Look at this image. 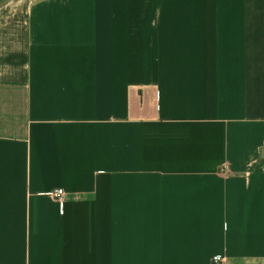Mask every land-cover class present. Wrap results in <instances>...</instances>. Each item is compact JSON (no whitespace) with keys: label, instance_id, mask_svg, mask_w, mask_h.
Returning <instances> with one entry per match:
<instances>
[{"label":"crops","instance_id":"0c3cea01","mask_svg":"<svg viewBox=\"0 0 264 264\" xmlns=\"http://www.w3.org/2000/svg\"><path fill=\"white\" fill-rule=\"evenodd\" d=\"M215 255L264 264V0H0V264Z\"/></svg>","mask_w":264,"mask_h":264},{"label":"built area","instance_id":"2783aa9c","mask_svg":"<svg viewBox=\"0 0 264 264\" xmlns=\"http://www.w3.org/2000/svg\"><path fill=\"white\" fill-rule=\"evenodd\" d=\"M49 195L58 203L59 206L63 204L64 191L62 189H55L49 192ZM211 264H224V259L220 255L212 257Z\"/></svg>","mask_w":264,"mask_h":264}]
</instances>
